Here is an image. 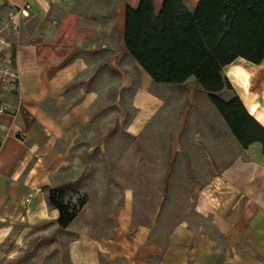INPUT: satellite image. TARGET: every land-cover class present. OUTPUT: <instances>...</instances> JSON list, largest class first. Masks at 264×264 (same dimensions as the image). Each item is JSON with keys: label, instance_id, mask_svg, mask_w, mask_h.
Returning a JSON list of instances; mask_svg holds the SVG:
<instances>
[{"label": "crops", "instance_id": "1", "mask_svg": "<svg viewBox=\"0 0 264 264\" xmlns=\"http://www.w3.org/2000/svg\"><path fill=\"white\" fill-rule=\"evenodd\" d=\"M182 1L189 10L197 4ZM138 2L0 0V105L20 109L0 114V264H264L259 143L199 191L195 211L205 227L182 221L165 234L133 225L128 186L120 201L109 198L108 212L90 202L65 229L57 225L47 190L70 182L69 142L84 140L80 129L94 120L101 88H117L128 61L151 81L124 51L125 11ZM260 70L264 62L237 59L223 74L264 126V95L248 91Z\"/></svg>", "mask_w": 264, "mask_h": 264}, {"label": "rangeland", "instance_id": "2", "mask_svg": "<svg viewBox=\"0 0 264 264\" xmlns=\"http://www.w3.org/2000/svg\"><path fill=\"white\" fill-rule=\"evenodd\" d=\"M127 67L117 88H101L94 120L80 129L84 140L69 142L70 182L56 189L76 216L90 202L108 212L109 198L120 201L128 186L133 225L165 234L182 221L205 227L195 211L199 191L231 163L245 161L244 153L193 79L155 84L129 61ZM249 80L248 91L261 100L264 70Z\"/></svg>", "mask_w": 264, "mask_h": 264}, {"label": "trees", "instance_id": "3", "mask_svg": "<svg viewBox=\"0 0 264 264\" xmlns=\"http://www.w3.org/2000/svg\"><path fill=\"white\" fill-rule=\"evenodd\" d=\"M139 0L127 7L124 51L152 83L184 85L193 79L241 149L259 143L264 151V126L233 93L223 69L237 59L257 66L264 62V0H197L189 10L182 0ZM64 191L47 190V204L57 210L65 229L75 218Z\"/></svg>", "mask_w": 264, "mask_h": 264}, {"label": "built area", "instance_id": "4", "mask_svg": "<svg viewBox=\"0 0 264 264\" xmlns=\"http://www.w3.org/2000/svg\"><path fill=\"white\" fill-rule=\"evenodd\" d=\"M26 8L28 7V5L25 6ZM17 110L19 111L20 109L19 108H16V110L14 109H11L10 106L8 104H1L0 105V114H10L11 112H17ZM24 137V134L21 133L19 134V139L22 140Z\"/></svg>", "mask_w": 264, "mask_h": 264}]
</instances>
